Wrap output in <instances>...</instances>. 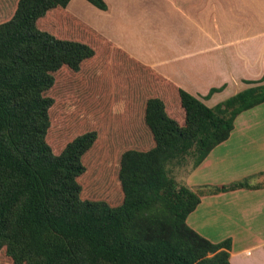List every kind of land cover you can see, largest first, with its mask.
Masks as SVG:
<instances>
[{
  "label": "trees",
  "instance_id": "obj_1",
  "mask_svg": "<svg viewBox=\"0 0 264 264\" xmlns=\"http://www.w3.org/2000/svg\"><path fill=\"white\" fill-rule=\"evenodd\" d=\"M68 1L17 0L10 18L0 23V255L10 264H228V239L211 243L185 224L198 195L176 186L164 166L189 156L196 167L226 140L239 113L264 102V84L248 82L254 86L213 108L178 90L176 116L149 97L141 118L153 146L120 155L121 203L109 207L82 200L77 178L95 131L74 136L53 154L44 140L53 100L43 93L52 86L54 72H77L89 61L97 77L91 95L104 106L114 87L111 78L116 76L124 89L132 72L119 53L110 64L103 43L95 47V42L65 37V31L37 26L48 11ZM85 1L105 10L102 0ZM220 90L209 89L204 98Z\"/></svg>",
  "mask_w": 264,
  "mask_h": 264
},
{
  "label": "crops",
  "instance_id": "obj_2",
  "mask_svg": "<svg viewBox=\"0 0 264 264\" xmlns=\"http://www.w3.org/2000/svg\"><path fill=\"white\" fill-rule=\"evenodd\" d=\"M11 1L15 7L17 0ZM102 2L105 10L69 0L37 26L95 47L103 43L110 64L115 53L122 55L132 72L125 93L133 85L142 105L154 97L175 113L181 90L211 108L253 85L248 82L264 84V33L255 30V0ZM5 5L0 20L13 13ZM212 88L221 90L204 98ZM177 183L198 195L185 218L191 230L214 244L228 239V264H264V102L239 113L226 140ZM221 187L231 188L211 192Z\"/></svg>",
  "mask_w": 264,
  "mask_h": 264
},
{
  "label": "rangeland",
  "instance_id": "obj_3",
  "mask_svg": "<svg viewBox=\"0 0 264 264\" xmlns=\"http://www.w3.org/2000/svg\"><path fill=\"white\" fill-rule=\"evenodd\" d=\"M8 1L9 3L7 0L3 3L6 4L5 7L9 6V10L5 8L6 12L14 9L12 1ZM3 4L0 0V6ZM254 14L256 33H264L263 0H255ZM8 18H3L0 23ZM239 24H242L241 20ZM89 63L83 61L77 72L61 68L52 74L53 84L43 93L53 100L48 109V128L44 140L51 152L58 155L74 136L95 131L96 139L81 160L84 172L77 178L81 190L80 198L88 201H104L109 207H115L122 201L117 180L120 155L127 150L147 151L153 144L142 122V100L137 101L131 91L125 94L126 87L123 89L119 85L116 76L111 78L114 87L107 93L104 106L96 104L99 103L98 98L91 95L90 85L97 77ZM252 86L254 85L249 87ZM165 111L169 116L179 114V110L176 114L173 110ZM194 162L195 159L189 156L179 162L170 161L164 166L165 174L176 186H179L177 183L179 175L192 168ZM155 207L154 205L153 209H156ZM0 264H10V262L0 255Z\"/></svg>",
  "mask_w": 264,
  "mask_h": 264
}]
</instances>
